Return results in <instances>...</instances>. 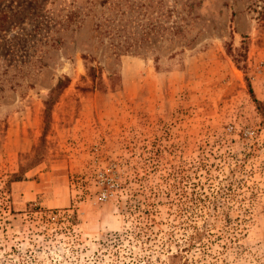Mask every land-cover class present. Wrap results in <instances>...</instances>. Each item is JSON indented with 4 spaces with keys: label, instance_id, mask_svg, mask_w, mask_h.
I'll use <instances>...</instances> for the list:
<instances>
[{
    "label": "rangeland",
    "instance_id": "obj_1",
    "mask_svg": "<svg viewBox=\"0 0 264 264\" xmlns=\"http://www.w3.org/2000/svg\"><path fill=\"white\" fill-rule=\"evenodd\" d=\"M0 264H264V0H0Z\"/></svg>",
    "mask_w": 264,
    "mask_h": 264
},
{
    "label": "trees",
    "instance_id": "obj_2",
    "mask_svg": "<svg viewBox=\"0 0 264 264\" xmlns=\"http://www.w3.org/2000/svg\"><path fill=\"white\" fill-rule=\"evenodd\" d=\"M256 102H258V101H256Z\"/></svg>",
    "mask_w": 264,
    "mask_h": 264
}]
</instances>
